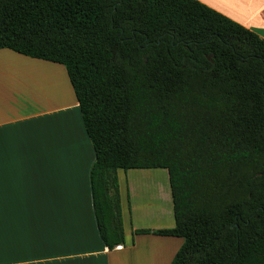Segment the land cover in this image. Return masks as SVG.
<instances>
[{
    "label": "trees",
    "instance_id": "trees-1",
    "mask_svg": "<svg viewBox=\"0 0 264 264\" xmlns=\"http://www.w3.org/2000/svg\"><path fill=\"white\" fill-rule=\"evenodd\" d=\"M64 67L124 246L117 171L165 170L170 264H264V41L196 0H0V50Z\"/></svg>",
    "mask_w": 264,
    "mask_h": 264
},
{
    "label": "crops",
    "instance_id": "crops-1",
    "mask_svg": "<svg viewBox=\"0 0 264 264\" xmlns=\"http://www.w3.org/2000/svg\"><path fill=\"white\" fill-rule=\"evenodd\" d=\"M196 1L264 41V0ZM63 69L0 50V235L6 264H162L163 257L170 264L183 240L133 234L162 228L130 218L121 170L125 244L109 251L102 243L90 187L95 156ZM31 86L49 93L29 92ZM131 171L123 172L129 199L131 179L140 173ZM149 245L156 248L147 259Z\"/></svg>",
    "mask_w": 264,
    "mask_h": 264
},
{
    "label": "rangeland",
    "instance_id": "rangeland-1",
    "mask_svg": "<svg viewBox=\"0 0 264 264\" xmlns=\"http://www.w3.org/2000/svg\"><path fill=\"white\" fill-rule=\"evenodd\" d=\"M53 86H55V84ZM30 91H33V93L40 92L42 97L48 95L49 93V92L47 93L46 90H42V89L39 90L37 89V87H32V86L29 89V92ZM62 91H64V88L62 89ZM33 95L34 94H32V96ZM131 172H140L135 174L134 177L131 179V187L133 192L131 199H129L130 197L129 191L131 188L129 185L128 176L124 175L123 171L120 173L121 187H122V193L124 195V199H126V197L128 196V202H129L128 212L130 218L132 219L133 217H135L139 219V221H141L146 226L168 229L169 226L171 225L170 223L172 222L174 223V219H173L172 201H171L167 172L165 170H160V169L132 170ZM152 178L154 179V181ZM149 179L151 180V182ZM150 184L152 188H150L151 187ZM156 188H158V191L156 190ZM154 191L156 195L154 194ZM154 248H156V246L152 245L151 247V245H149V249L147 252L148 254L147 259H150V257H152L153 253L150 251ZM143 260H145V258L142 257V261ZM160 260H161V256L159 255V261ZM154 264H156V261L154 262ZM162 264H166L165 257H163Z\"/></svg>",
    "mask_w": 264,
    "mask_h": 264
},
{
    "label": "snow or ice",
    "instance_id": "snow-or-ice-1",
    "mask_svg": "<svg viewBox=\"0 0 264 264\" xmlns=\"http://www.w3.org/2000/svg\"><path fill=\"white\" fill-rule=\"evenodd\" d=\"M0 264H6L4 260V240L2 235H0Z\"/></svg>",
    "mask_w": 264,
    "mask_h": 264
},
{
    "label": "bare ground",
    "instance_id": "bare-ground-1",
    "mask_svg": "<svg viewBox=\"0 0 264 264\" xmlns=\"http://www.w3.org/2000/svg\"><path fill=\"white\" fill-rule=\"evenodd\" d=\"M155 177H156V176H155ZM150 179H151V178H150ZM150 179H149V180H150ZM152 179H153V178H152ZM149 180H148V181H149ZM146 181H147V180H146ZM153 181H154V179H153ZM150 182H151V180H150ZM145 183H146V182H145ZM148 183H149V182H148ZM153 183H154V182H153ZM146 184H147V183H146ZM143 185H144V184H143ZM150 186H151V184H150ZM157 186H158V184H157ZM159 186H161V185H159ZM146 187H147V186H146ZM148 187H149V185H148ZM153 187H154V186H153ZM150 188H152V186H151ZM160 189H161V188H160ZM164 189H165V188H164ZM150 190H151V189H150ZM154 190H155V189H154ZM156 190L158 191V188H156ZM146 191H147V190H146ZM147 192H148V191H147ZM164 192H165V191H164ZM152 194H153V193H152ZM154 194L156 195L155 191H154ZM163 195H164V194H163ZM152 196H153V195H152ZM152 196H151V197H152ZM157 196H158V193H157ZM161 196H162V195H161ZM155 202H156V201H155ZM157 220H158V219H157Z\"/></svg>",
    "mask_w": 264,
    "mask_h": 264
}]
</instances>
